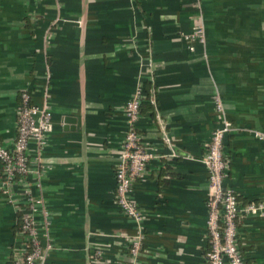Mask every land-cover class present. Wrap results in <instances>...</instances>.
<instances>
[{
  "label": "crops",
  "instance_id": "0c3cea01",
  "mask_svg": "<svg viewBox=\"0 0 264 264\" xmlns=\"http://www.w3.org/2000/svg\"><path fill=\"white\" fill-rule=\"evenodd\" d=\"M200 23L205 43L186 39ZM139 87L137 128L157 156L131 193L141 224L117 204L115 178L126 104ZM24 91L52 112L42 192L34 187L50 212L48 229L41 211L35 216L40 239L52 245L46 264H126L139 231L140 264H209L202 158L220 125L217 94L237 128L225 136L224 183L243 203L264 199V0H0L7 147ZM36 155L32 142L35 168ZM15 207L0 164V264H14L21 244ZM238 238L247 264H264V216L240 218Z\"/></svg>",
  "mask_w": 264,
  "mask_h": 264
},
{
  "label": "built area",
  "instance_id": "2783aa9c",
  "mask_svg": "<svg viewBox=\"0 0 264 264\" xmlns=\"http://www.w3.org/2000/svg\"><path fill=\"white\" fill-rule=\"evenodd\" d=\"M184 37L191 41L205 43L206 34L202 23L194 26L192 32ZM194 50V45H190ZM17 117V136L12 147H7L0 140V164L2 167L3 191L8 200L23 210L20 231L21 244L16 250L14 264H46L52 249L50 243L44 244L39 236L36 212L41 211L44 226L48 229L50 212L44 197L35 193L42 192L41 150L47 142L51 128L52 112L46 106L35 105L31 96L24 91ZM143 88L136 89L125 108L128 129L122 152L115 168L116 202L128 217L138 224L143 221V211L131 196L134 182L146 173L150 160L157 156L150 151L137 128L140 118ZM215 108L220 118V125L213 131L207 144V153L202 158L208 168L207 235L209 248L206 254L209 264H247L239 247L238 222L243 216H264V199L243 203L232 188L224 181L230 168V159L224 151L225 136L237 129L226 114V108L220 94L215 96ZM165 141L170 144V137L165 134ZM36 144V165L30 163L31 144ZM171 146V145H169ZM175 151L172 149L173 156ZM37 180L33 183L31 175ZM19 186L18 193L14 190ZM144 234L138 232L129 239L127 245V263L140 264Z\"/></svg>",
  "mask_w": 264,
  "mask_h": 264
},
{
  "label": "trees",
  "instance_id": "16d2710c",
  "mask_svg": "<svg viewBox=\"0 0 264 264\" xmlns=\"http://www.w3.org/2000/svg\"><path fill=\"white\" fill-rule=\"evenodd\" d=\"M18 211V218H19V231H21V226H22V216H23V210H17Z\"/></svg>",
  "mask_w": 264,
  "mask_h": 264
}]
</instances>
